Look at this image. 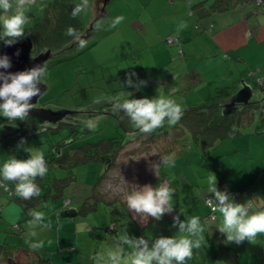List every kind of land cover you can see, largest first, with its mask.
<instances>
[{
	"label": "rangeland",
	"instance_id": "obj_1",
	"mask_svg": "<svg viewBox=\"0 0 264 264\" xmlns=\"http://www.w3.org/2000/svg\"><path fill=\"white\" fill-rule=\"evenodd\" d=\"M53 1L54 0H35V3L26 9L29 23L25 25V29H28L36 21H40L45 9H47ZM60 1L73 3L74 5L80 3V0ZM168 1L169 0H110L104 8V15L102 16L104 18L103 27L100 30H95L94 24L96 20H98L96 18L100 15L103 1L101 0V2H99L100 6H97L96 0H89L88 10L77 16L82 26V31L89 28V33L82 37L86 40V46L80 48L77 43H74L71 47L62 50L59 49V51L52 53L44 64L47 71L43 82L48 84V88L38 101L39 107L46 106L57 110L64 108L78 109L81 114L75 113L65 118V121H69L72 125L60 127L56 124L57 126L54 128L52 127V129L51 126L37 125V134L26 135L20 139L19 137H17V139L14 138L15 135L11 136V132L8 131V128H4L1 133L9 134L5 137L12 139L13 142H11L10 146H13L15 149L16 152L14 154L17 155V157L20 156L19 153L21 151L28 155L25 150L27 148L39 149L43 152L44 156H47L49 150L54 148L53 151L56 152V155H59V150L62 151L61 146L64 145L63 141L72 139L70 126H73L76 130V132L74 131L75 135H77L76 142L77 140H80L79 142L84 140L87 142H95L102 137L117 134V129H119L121 137L124 138L122 140H127L132 137L133 133H124L118 127L117 118L114 116L116 111L113 109V103L116 98L120 100L128 99L127 97L141 85H144L141 93L144 97H149L151 92H155L153 91L154 87L148 83L145 85V82L147 81V77L155 73L161 75L164 69L151 68L156 58L153 57L151 60L148 49L159 43L161 46L163 44L168 47L169 44L165 40L168 37L176 38V36L170 35H174V31L178 28L179 24H188L190 22L189 19L197 22V18H199L197 16L199 15L197 10L202 3L206 6H211L212 9L216 11L226 5L230 7L233 6L232 0H178L176 10L184 3V14L179 15V17H176L177 20H174L172 19L173 15L169 14V6H166V2L168 3ZM180 1L182 3H180ZM247 4L251 10L253 8H259L254 3V0L247 1ZM236 13H238V10ZM9 14H12V12ZM118 16H123L124 20L115 27H111V22ZM135 17H140L142 21L151 19V21H148V23H151L152 27L150 36L144 34V32L139 29L137 24L138 21H135ZM82 31L80 33L84 32ZM174 42L175 43L171 44H178L177 40ZM260 57L264 59V52L261 53ZM166 61H168V59H166ZM200 61L199 64H206L205 60ZM196 62L197 60H195V63ZM150 70L152 71L150 72ZM145 71L150 72L151 75L146 76ZM200 71H202V68H200ZM131 73H135L134 76H131L133 86H129L126 82V77ZM245 73L249 76V81L251 82L252 95L249 98V102H253V104L250 105L249 108H245L248 104L238 108V117L245 118L243 114L251 109L252 118L251 121H247V123L240 122L238 124L240 133L231 138L217 141L205 149H203L200 142L196 140L186 141V145L179 148V153L170 154V157H164L158 161L157 166L160 165V171L166 173L169 179L179 187L181 194L180 201L181 204L185 205V208L194 206L196 209L200 208L198 213L204 212L206 207L203 205V198L205 195L211 196L208 192V186L209 178L212 175L215 177L218 176L216 178V185L220 186L223 191L225 190L228 192L229 188H225L221 185L222 177L220 175H235L232 180H236L237 178L241 183V181H245L246 178L249 182H253V179L262 176L264 173V124L257 122L260 108L264 107V90H260L259 86L255 85L256 82H261V80L256 81L258 74L254 73L251 69H247ZM206 74L209 77L206 79L207 81H205V84L202 82L206 88L205 94L200 100L197 97H195V99L190 98V101L194 102L192 105L211 103L212 83L217 85L223 84L217 81L212 83L210 81L208 82V80H212V75L207 72ZM231 75H235L234 70ZM191 76L192 75H190V78ZM228 78H233V76ZM240 79L241 77H239V80ZM226 84H228V88L232 90L231 81H227ZM236 85H238V81ZM225 86L227 87V85L223 84L222 87ZM188 87L189 86H185L184 88L187 89ZM155 89L158 88L155 87ZM166 92L163 93L164 97L167 96ZM180 94L181 93H176L174 97H179ZM85 111H90V113L86 114ZM93 111L96 112L93 113ZM220 112H222L221 108ZM88 123H91L93 127H86ZM164 124L169 123L165 120ZM22 139L24 141L23 144L20 143ZM59 140L62 142L57 145ZM135 141L138 145V140ZM8 143L10 142L8 141ZM68 145L69 144L65 146ZM172 148L173 147L170 146L168 150ZM158 149L156 143L155 145L151 144L149 150H141L135 157L140 163L149 162L154 168L153 159H155ZM75 152L76 151L69 154L70 163H73L69 168L67 167L65 170L62 169L63 167H59L54 168L53 171L51 170L54 175L56 173L57 176H69V180L66 186H64L61 196L52 197L44 202L48 210H52L51 205H53V203L57 206L62 204V200L65 196V198L69 196L72 198L71 202H68V204H70L68 208H72L78 204L81 205L86 197L90 195L94 183L99 182L102 163L89 160V162L84 161L86 155L82 154L81 151L78 153ZM144 153H147V156L143 157L145 155ZM160 153L163 154V152ZM165 160L168 161L167 164L164 163ZM121 163L123 164L124 162ZM117 164L120 165L119 163ZM50 169L52 168H49L47 174H50ZM118 170L119 169H117V174H119ZM112 175H114V173H112ZM149 180L155 184L154 179ZM257 181L259 185H262L259 179ZM253 184L254 183H251L249 188L252 187ZM0 191L9 194L3 187H0ZM2 193L0 192V195ZM73 193H76V195H72ZM235 201L238 200L235 199ZM80 205H78V207ZM206 209L209 210V208ZM42 211L45 210L42 209ZM78 217L79 218L62 220L71 221L72 227H74L75 223L77 224L78 222L87 220L82 216ZM89 219H98V222H96L97 225L94 226L91 224V229L94 233L98 230H104L105 226L114 220L113 214L105 208L104 203L99 204L98 208L93 212V217ZM148 223L151 225L156 222L151 217ZM84 224L88 225V222ZM5 225V228L10 229L11 234L6 235V233H0V242L5 240L4 235H6L7 247L12 253L16 252L18 247L28 249L21 246V242L26 243L28 240L22 238L21 235L16 232L17 230L13 225L9 226V222H5ZM156 228L155 236H158L165 234L166 231L173 227H171V223L167 224L166 220H164V224H159ZM116 230L118 235L121 230H124L128 236L130 234L134 237H143L142 231L136 223L135 227L133 226V228L129 230L121 227V225H119ZM4 232H6L5 229ZM75 232H77L78 244L81 237H84L87 241L91 240V235H88L90 231H83L85 233L83 235H80L81 230H76ZM112 235L114 237L116 236L115 233H112ZM66 236L71 239L68 232ZM32 250L38 253L37 248H33ZM91 252H93V250ZM53 253L56 252L53 251ZM25 255L27 257H24V264H31L32 260H35L34 254L26 252ZM47 256L48 253L44 252V258ZM57 264L59 263L57 262Z\"/></svg>",
	"mask_w": 264,
	"mask_h": 264
},
{
	"label": "crops",
	"instance_id": "obj_2",
	"mask_svg": "<svg viewBox=\"0 0 264 264\" xmlns=\"http://www.w3.org/2000/svg\"><path fill=\"white\" fill-rule=\"evenodd\" d=\"M247 1L251 0H232L233 6H225L224 8L218 9V11L212 9L211 6H206L202 3L197 10L199 12V15H197L199 17L197 18V22L189 19L190 22L186 24V27H181V24H179L178 28L174 31V35H170L176 36L177 39L171 37L173 40L168 41V37L165 40L169 44L168 47L163 44L161 46L160 43L150 47L148 51L151 55V60L153 57L157 59H154L151 68L164 69V72H162L161 75L158 73L151 75L150 72L152 70H150V72L145 71L146 76L151 75L150 77H147L146 82L151 84L152 87H154L153 91H155L151 92L150 96L161 97L167 90V96L170 97V95L173 94L171 98H174L175 93H181L178 98H183L185 103L192 105L194 102H191L190 98L195 99V97H197L200 100L205 94L206 88L203 83L205 84V81H207L206 79L209 77L206 72L212 75V80H208V82L210 81L212 83L217 81L229 87L226 83L227 81H231L233 87L231 93H233L237 89L235 87H238L242 80L251 84L249 76L245 73L247 69H251L254 73L258 74L256 81L261 80L264 87V59L260 57L261 53L264 52V7H259L258 9L253 8L251 10L249 9ZM177 2L178 0H169L168 3L166 2V6H169V14L173 15L172 19L174 20H177L176 17H179V15L184 14V3L180 1L182 6L176 10ZM237 10L238 13H236ZM149 20L151 21V19L142 21L140 17H135V21H138V23H136L138 24L139 29L142 30L144 34H148V36L152 33L151 23H148ZM175 39L178 41V44H171L175 43ZM166 59H168V61H166ZM195 60H197L196 63ZM200 60H207L206 64H199L201 62ZM200 68H202V71H200ZM233 70L235 71V75H231ZM190 75H192L191 78ZM232 76L233 78H228ZM239 77H241L240 80ZM237 81L238 85H236ZM223 84L217 85L212 83V91L215 87H221ZM185 86L189 87L185 89ZM155 87L158 89H155ZM228 96H226V98ZM7 128L8 130L11 129V136H14L20 130L18 125L9 126ZM25 132H27V134L33 132L32 135L37 134V125H33L30 131L26 130ZM117 132V134H112V136L102 137L100 139L101 144L114 139L115 141L113 142L112 147L113 149L116 148V141H120L122 139L121 135H119V129H117ZM21 137L19 136V139ZM136 143L137 142L133 140L125 145L123 149L129 150V148L132 149L139 146L134 153L130 150V154L128 153L127 155H122L126 157L122 158H125L124 161L126 160L127 163V156L132 158L134 161V158H136L135 155L140 153L139 151L146 150L144 143H141V145L140 141L138 145ZM77 144H79V142H77ZM53 149L54 148H52V152H54ZM15 152V149L13 146H10V143L7 145L5 143H1L0 141V165H2L3 162L9 158V156H15V158L20 160L28 158V155L23 151L19 153V157L14 154ZM168 153L161 154L160 150H157V154L155 155V159L157 161L156 165H158V161L161 160L162 157L164 158L168 155V157H170V154H177L179 152L172 150ZM145 156H147V153L143 157ZM119 159L121 158H118V161H120ZM103 162L108 163L109 159L107 160L103 158ZM53 169L54 168L50 169V171H53ZM64 169L66 170V168ZM220 176L225 181L227 188L238 191L247 190V193L241 199L242 201L256 199L257 205L264 204V173L262 176L253 179V182H249L246 178V180L241 181V183L237 178L236 180H232L235 175L227 176L224 174ZM217 177L218 176L215 178ZM258 179L262 185L258 184ZM51 181V174L50 177L43 178L42 183L44 185L40 189L41 193H54L52 187V189H48V187L53 184ZM168 182L171 187L175 189L172 196V209L174 214H164L163 216L165 217L162 216L160 220L153 218L156 222L155 224L149 225L150 223H147L144 227H140L143 237L148 240L149 243L159 237H172L178 233V229L173 226V217L178 216L180 221H184L187 217L199 216L202 227L205 229V243L200 249H193V257L191 260H188L186 264H264V234H258L252 242L247 240L241 242L240 244L228 242L225 235L220 233L218 230V226L222 221L220 214H217V218L215 220L205 223L203 217L205 218L208 213L206 205L203 204L206 208L202 213H198L200 208L196 209L194 206L185 208V205L181 204L180 201L181 194L179 187H177L176 184H174V182L169 178ZM6 183L9 186L11 193L15 195L14 185L11 182ZM251 183L254 184L249 188ZM153 185H156V183ZM216 187L218 190L223 191L220 186L216 185ZM45 188H47V190ZM0 192L2 193L4 191ZM50 194L47 197L45 195V197L42 198V202H39L38 199L40 198L36 197H34L35 200H23L20 198L19 200L14 201L9 198V194L2 193L0 195V233H6V235L11 234L10 229L5 228V222H9V226L13 225L17 230L16 232L20 234L22 238H26L33 243L41 244V247H39L41 250L37 248V253L32 250L33 248L30 247V244L27 241L26 243L21 242V246L28 249L18 247L17 251L12 253V251H10L7 247V237L4 235L5 240L0 242V245L5 247L8 251V254H6V262L8 264H24V257L26 256L25 253L30 252L35 255V260H32L31 264H36L40 261V258L44 257V252H47V257L50 259L48 260L52 264H57V262L59 264H94V261L90 257L96 253L106 250L110 240L114 238V236H110L105 229L98 230L96 233L91 230L88 235H91L93 244L91 240L87 241L84 237L80 238V242L78 244L77 232H75L76 230H79L78 225L85 222H88L89 227H91V224L94 226L97 225L96 222H98V219H89L93 217L94 211L85 215H79L78 205L80 204H78L72 207V209L76 211L74 216L62 217L59 213L63 209H67L70 204L64 206L62 200V204L57 206L53 203V205H51L52 210H48L45 207L44 202L52 198ZM72 195H76V193H73ZM66 199H68L70 203L72 198L69 196ZM42 209L45 211H42ZM29 210L44 212V223L50 222L51 227H37L35 229L37 233L36 236H27L29 231L27 228V221L31 219L28 214ZM78 216H82L87 220L78 222L77 224L75 223L74 227H72L71 221L62 220L79 218ZM164 220H166L167 224L171 223V227L173 228L166 231L165 234L155 236L156 227H158L159 224H164ZM15 225H17V227ZM4 229L6 232H4ZM67 232L71 236V239L66 236ZM83 234L85 233L81 231L80 235ZM129 237L132 238L134 236L129 234ZM69 247H74L76 251H67L66 249H69ZM92 250L93 252H91ZM53 251L56 253H53Z\"/></svg>",
	"mask_w": 264,
	"mask_h": 264
},
{
	"label": "clouds",
	"instance_id": "obj_3",
	"mask_svg": "<svg viewBox=\"0 0 264 264\" xmlns=\"http://www.w3.org/2000/svg\"><path fill=\"white\" fill-rule=\"evenodd\" d=\"M35 0H0V40L11 46L18 38L25 36V25L29 23L26 9L31 7ZM89 8V0H80L72 8L73 17L85 13ZM14 9V12H13ZM12 12V14H9ZM124 20L123 16L116 17L111 22V27ZM104 18L96 20L95 30L103 27ZM181 27H186L182 24ZM68 36L73 37L80 48L86 46V40L76 29L68 27ZM11 67L7 56L0 57V69ZM46 66L38 65L29 70L10 73L0 72V116L9 122L16 120L25 121L29 117L34 104L33 97L41 95L38 87L46 75ZM131 73L126 77L129 86H133ZM113 109L117 113L123 112L132 125L142 134L150 135L164 126L165 120L170 125H175L183 116V109L175 100L166 97L123 99L116 98ZM86 127L92 128L91 123ZM24 143L23 139L20 142ZM27 159H17L9 156L0 165V187L7 189L4 182H11L15 188V195L23 200H31L41 195V190L36 179L44 177L49 169L43 152L35 148L25 149ZM168 163L167 160L164 161ZM159 167L156 168L158 172ZM175 189L165 181L158 187L145 185L135 188L124 197L127 207L135 213L142 222L148 217L160 220L165 213L172 211V196ZM208 192L211 194L209 205L213 212H218L222 221L218 226L220 233L224 234L228 242L240 244L247 240L252 242L258 234H264V204L257 205L256 199H249L244 203H237L230 198L226 191L216 187V178H209ZM31 219L27 221L29 229L27 236H36L37 227L50 228L51 224L44 223L45 214L42 211L29 210ZM216 219L215 216L212 217ZM173 226L178 233L172 237H159L149 243L143 237L130 238L126 231L110 240L106 250L96 253L90 258L94 264H186L193 257V249H200L205 243L204 227L199 216H190L180 221L178 216L173 217ZM81 231H91L87 224L78 225ZM32 248L41 247L40 243L27 241Z\"/></svg>",
	"mask_w": 264,
	"mask_h": 264
},
{
	"label": "trees",
	"instance_id": "obj_4",
	"mask_svg": "<svg viewBox=\"0 0 264 264\" xmlns=\"http://www.w3.org/2000/svg\"><path fill=\"white\" fill-rule=\"evenodd\" d=\"M228 3V2H225ZM254 3L256 6L261 7L264 5V0H261L260 4H257L254 0ZM75 5L73 3H68L60 0H54L47 9H45L43 13V17L40 21H36L33 25H31L28 29H25V33L29 34L32 41H33V53H37L39 51H42L44 49H51L52 51H59V49H62L64 46H68L71 42L74 41L73 37L68 36L67 29L68 27H72L77 30V32L82 31V26L80 25V21L78 17H73L71 15L72 8ZM227 7V5H226ZM224 8V7H223ZM148 82H145V85ZM258 85L260 90H264V87L262 85V82H258L255 84ZM144 85H141L132 92L127 98L129 99H140L145 98L141 93L143 90ZM232 90H230L228 87H215L212 91V94L210 96L211 103L208 104H196V105H188L185 102L183 98L174 97L173 94H171L170 97L175 100L178 104L182 106L183 109V116L179 120L178 123L175 125L170 124H164L163 127L157 129L155 132L151 133L150 135H145L140 133L130 122V120L124 115V113L121 111L119 113H115L114 116L117 118V124L120 130L124 133H133L132 137L127 140L116 141V148L113 149V142L114 139L107 141L106 143L101 144L100 139L95 142H87V141H81L77 140L79 144L76 142L77 135H75V128L73 126H70L71 136L72 139L70 140H64V145L61 146V150L59 155H56V152H52V148L49 150V155L45 157V160L48 164V169L51 168H69L73 163H70V157L69 154L76 151L75 153H78L81 151L82 154L86 155V159L84 161H97L101 162V172H100V179L99 182L94 183L93 189L85 199L83 203L78 207V214H87L92 213L95 211L99 204L104 203L105 208L108 209L112 214L114 220L108 223L107 226H105V230L109 233L111 236L112 233H115L117 236V227L121 225V227H124L126 230H129L130 228L135 227V223L139 227H144L147 225V223L150 221L151 217H148L146 222H142L139 217L130 211L127 207L126 201L124 199L125 195L127 193H131L135 188H140L145 185L152 186V187H158L161 183L167 181L168 182V175L166 173H162L160 169L158 172H156V168L160 167L156 165V160L153 159L154 162V168L152 165L147 163H140L137 158H134V161L132 158L127 156L128 163L124 159L125 156L128 153L130 154V150L132 153L135 152L136 149L139 148V146L132 148L129 150H123L125 145L130 143L133 140H138L141 143H144V147L146 150H149V147L152 145H155V143L158 146V150L163 153H168L172 150L175 152H178L179 148L181 146L183 147L186 145V141L190 140H196L197 142H200V145L203 149L211 146L212 144L216 143L217 141L225 140L226 138H231L234 135H238L240 133L238 124L240 122L247 123V121H251V113L252 110L245 112L243 117H238V111H234L231 115H223L220 112V105L226 96H228ZM176 94V93H175ZM155 96H150L146 98H154ZM252 103L248 102V106L245 108H249ZM259 106V105H258ZM244 108V109H245ZM65 122V121H64ZM258 123L264 124V107L260 108L259 114H258ZM72 125L69 122L62 123L60 127H66ZM168 125V126H167ZM6 128V126L3 127ZM257 128V126H256ZM2 130V131H3ZM0 129V132H2ZM68 131V129H67ZM75 131V132H74ZM128 134V135H129ZM9 134H5L0 138L1 143L9 144L8 141L13 142L11 138L5 137ZM26 135H32L31 133L27 132H20L21 136ZM120 135V134H119ZM66 137V136H65ZM4 138V139H2ZM120 138V137H118ZM133 138V139H132ZM62 141L59 140V145ZM76 143V144H75ZM151 143V144H150ZM69 144L68 146H65ZM101 144V145H100ZM172 146L173 148L168 150V147ZM127 151V152H126ZM149 152V151H148ZM169 154V153H168ZM169 156V155H168ZM166 156L165 158H168ZM125 157V158H122ZM103 158L109 159V165H105V162H103ZM118 158L120 161H118ZM163 158V157H162ZM69 159V160H68ZM89 160V161H88ZM152 161V160H151ZM121 162H124L123 164ZM76 163V161H75ZM119 163L120 165H118ZM152 163V162H151ZM66 164V165H64ZM142 164V165H141ZM153 164V163H152ZM56 166V167H55ZM151 166V167H150ZM117 169H119V174H117ZM114 173V175H112ZM51 178L53 184L48 187V189L54 188L53 194H43L39 197L38 201L42 202L46 195L51 197H58L61 196L63 193V188L66 186L69 176L64 177H58L56 174L54 175L53 172H50ZM50 174H46L44 177L40 178L38 177L36 179V183L42 188L44 185L42 183L43 178L50 177ZM54 178V179H53ZM149 179H154L156 185H153L152 181ZM221 185L227 188V185L225 181L221 180ZM171 186V185H170ZM52 187V188H51ZM47 190V188H45ZM6 191L9 192V198L11 200L17 201L20 199V197H17L11 193L9 190V186ZM254 190V189H251ZM247 193V190H233L228 189L227 194L232 199H237L238 203H244L246 201H242V197ZM210 198V196L205 195L203 198V202L206 205L207 208H209L207 215L204 218L205 223L208 221L213 220L212 217L215 216L217 218L218 212H213L212 208L209 207L204 199ZM66 198L63 199V202ZM33 200H35L33 198ZM69 202V200H68ZM68 204V203H67ZM67 204H64V206H67ZM167 215H173L174 211L170 213H165ZM17 227V225H15ZM113 236V235H112ZM67 251L75 252L76 249L74 247H69V249H66ZM8 254V251L5 247L0 245V264H6V257ZM49 258H40V261H38L36 264H52L49 260Z\"/></svg>",
	"mask_w": 264,
	"mask_h": 264
},
{
	"label": "water",
	"instance_id": "obj_5",
	"mask_svg": "<svg viewBox=\"0 0 264 264\" xmlns=\"http://www.w3.org/2000/svg\"><path fill=\"white\" fill-rule=\"evenodd\" d=\"M103 6L101 7L100 15L96 18L99 19L104 15V8L108 4L110 0H102ZM99 2L101 0H96L97 6H100ZM84 31V32H83ZM81 33L82 37L89 33V28L83 30ZM75 41L68 44V46H64L62 49L67 47H71ZM33 41L29 34H25L23 38H18L17 41L11 46L6 45L2 40H0V57L7 56L10 59L11 67L8 69H0V72H10L16 73L21 71L29 70L35 66H42L45 64L46 60L55 53L51 49H44L37 53H33ZM61 49V50H62ZM38 87L41 89V95L47 90L48 84L42 82ZM33 97L31 103L34 104L33 109L29 113V117L25 121L16 120L14 122H9L6 118L0 116V129L3 130L2 127L18 125L20 130L15 134V137L20 136V132H25L26 130L30 131L33 125H45L51 126V128L56 127L58 123L64 122L65 118L70 117L71 114L80 113L78 109H53L48 108L46 106L39 107L38 101L41 97ZM252 95V87L250 83L245 81H241L236 91L230 94L225 100L221 102V114L223 115H231L234 111H237L238 108L244 107V105L248 104L249 98ZM239 110V109H238ZM83 112V111H82ZM96 111H93V113ZM86 114L90 113V111H85ZM83 114V113H82ZM11 130V129H10ZM8 130V131H10ZM1 133V132H0ZM33 132H31L32 134ZM5 134L1 133V136ZM108 163H105L107 165ZM76 211L72 208H67L62 210L59 215L62 217L65 216H74Z\"/></svg>",
	"mask_w": 264,
	"mask_h": 264
},
{
	"label": "built area",
	"instance_id": "obj_6",
	"mask_svg": "<svg viewBox=\"0 0 264 264\" xmlns=\"http://www.w3.org/2000/svg\"><path fill=\"white\" fill-rule=\"evenodd\" d=\"M255 1H256L257 4H260V2H261V0H255ZM204 201H205V203H206L209 207H211V206L209 205V203H208V201H209L208 198H205ZM63 203H64V204H67V203H68V199H65Z\"/></svg>",
	"mask_w": 264,
	"mask_h": 264
},
{
	"label": "flooded vegetation",
	"instance_id": "obj_7",
	"mask_svg": "<svg viewBox=\"0 0 264 264\" xmlns=\"http://www.w3.org/2000/svg\"><path fill=\"white\" fill-rule=\"evenodd\" d=\"M173 39L171 37L168 38V41H172ZM66 123L69 122V121H65ZM65 122H61V123H58V125L60 126V124L62 123H65ZM52 129V128H51Z\"/></svg>",
	"mask_w": 264,
	"mask_h": 264
}]
</instances>
